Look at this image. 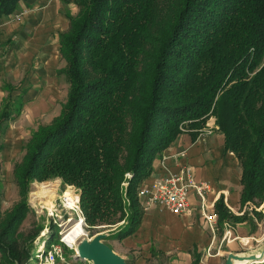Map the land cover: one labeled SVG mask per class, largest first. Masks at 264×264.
<instances>
[{
    "label": "trees",
    "instance_id": "obj_1",
    "mask_svg": "<svg viewBox=\"0 0 264 264\" xmlns=\"http://www.w3.org/2000/svg\"><path fill=\"white\" fill-rule=\"evenodd\" d=\"M22 1L0 0V20ZM78 5L61 38L68 100L51 125L34 133L15 166L20 194L26 197L35 181L60 177L79 190L86 225L94 230L124 221L110 233L123 240L143 218L138 189L155 159L184 129L198 134L215 118L226 149L243 170L242 204L259 208L264 0H79ZM17 116L13 103L6 106L0 142ZM26 206L24 201L0 231L3 264L38 262L16 241ZM1 207L0 185V212ZM216 210L220 222L235 218L222 200ZM50 244L45 242L44 251Z\"/></svg>",
    "mask_w": 264,
    "mask_h": 264
},
{
    "label": "crops",
    "instance_id": "obj_2",
    "mask_svg": "<svg viewBox=\"0 0 264 264\" xmlns=\"http://www.w3.org/2000/svg\"><path fill=\"white\" fill-rule=\"evenodd\" d=\"M78 1L25 0L18 11L0 20V116L10 103L18 112L2 136L1 162L14 163L22 152L21 163L34 133L62 114L70 84L64 73L67 62L61 54V38L79 12ZM63 82L68 90L60 112L47 125L32 131L29 141H25L27 117L29 122L47 117L60 99ZM211 127L212 133L207 134ZM186 168L198 183L209 186L205 201L209 215L216 216L214 232L202 217L201 199L191 192L189 201L195 209L192 215L176 216L161 208L143 213L135 231L123 240H114L112 250L126 264H226L230 254L259 259L237 261L241 264H264L262 226L254 218L255 207L242 204V167L237 156L226 149L224 135L213 118L198 134L184 129L155 159L141 186ZM219 200L235 218L220 222L216 210Z\"/></svg>",
    "mask_w": 264,
    "mask_h": 264
},
{
    "label": "rangeland",
    "instance_id": "obj_3",
    "mask_svg": "<svg viewBox=\"0 0 264 264\" xmlns=\"http://www.w3.org/2000/svg\"><path fill=\"white\" fill-rule=\"evenodd\" d=\"M61 65H65L63 61ZM7 78L10 79L9 76H7ZM61 88L60 92H58L60 99L47 117L34 122H29L27 117V137H25V141H29L32 131L36 130L40 125H47L51 117L56 116L60 112L62 104L67 98L66 93L68 85L66 82H63ZM213 119L216 123V119ZM187 125H189V123H185L182 126L186 127ZM206 126L207 125H205L203 129H205ZM22 156V152H20L17 157L18 159L10 164L3 159L1 162L0 158V177L3 180V186H1L2 207L0 212V231L2 228L6 227L11 217L17 211V208L25 201L29 212L26 214L25 219L17 231L16 241L21 246L27 245L26 247L30 251V254L36 258L39 253L44 251L45 242L50 241V243H59L62 234L68 231L77 220H80L77 214L64 209L62 206V198L66 193L68 195H74V197L78 196L79 199L80 193L76 187L64 184L60 177H52L44 181H35L30 185V192L26 194V197L21 195L14 176V168L16 164L21 161ZM253 213L254 218L260 222L264 232V202L259 208H254ZM82 220L85 225L86 234L79 244L84 240L91 241L98 235H104L107 236L105 244L110 248V245H112L114 241V239L110 237V233L124 223L123 221L115 226H97L93 230L86 225L84 217ZM75 255V250H63V256L68 260L67 264H92L82 259L74 261L73 257ZM4 260L5 258L0 254V263L3 264ZM31 260L33 259L31 258ZM36 260L38 261V259ZM34 264H40V262ZM58 264L63 263L59 262Z\"/></svg>",
    "mask_w": 264,
    "mask_h": 264
},
{
    "label": "built area",
    "instance_id": "obj_4",
    "mask_svg": "<svg viewBox=\"0 0 264 264\" xmlns=\"http://www.w3.org/2000/svg\"><path fill=\"white\" fill-rule=\"evenodd\" d=\"M15 19L19 15H15ZM214 128H207V134H211ZM218 129V128H217ZM209 186L205 183H198L191 175V171L186 168L178 174H169L166 178L157 179L153 183L140 186L138 189V200L143 213L152 211L155 208H161L176 216H190L195 209L190 204L189 194L194 192L201 199L202 217L208 227L214 232L216 224V216L209 215L206 205V193ZM62 206L64 209L74 212L83 221V212L80 207V199L78 196L68 195L62 198ZM85 228V225H84ZM230 228V227H229ZM76 245L65 243L61 236L59 243H51L46 251L38 254V262L44 264H58L59 262L67 264L68 260L63 256L64 249L75 250L76 255L74 261L81 260L77 255ZM77 263V262H75Z\"/></svg>",
    "mask_w": 264,
    "mask_h": 264
},
{
    "label": "water",
    "instance_id": "obj_5",
    "mask_svg": "<svg viewBox=\"0 0 264 264\" xmlns=\"http://www.w3.org/2000/svg\"><path fill=\"white\" fill-rule=\"evenodd\" d=\"M107 236L98 235L93 240H84L79 244L78 257L82 260L91 262L92 264H126L107 244L105 239ZM255 256L244 257L237 254H230L226 264H235V262H254Z\"/></svg>",
    "mask_w": 264,
    "mask_h": 264
},
{
    "label": "bare ground",
    "instance_id": "obj_6",
    "mask_svg": "<svg viewBox=\"0 0 264 264\" xmlns=\"http://www.w3.org/2000/svg\"><path fill=\"white\" fill-rule=\"evenodd\" d=\"M85 228L83 221H76L74 225L65 233L62 234L63 241L65 243H69L70 245H76L77 247V255L79 254V242L85 236ZM250 255V254H249ZM44 264V263H40ZM235 264H241L236 262Z\"/></svg>",
    "mask_w": 264,
    "mask_h": 264
}]
</instances>
